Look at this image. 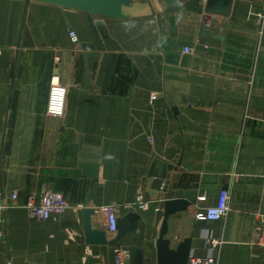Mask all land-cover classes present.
Listing matches in <instances>:
<instances>
[{"label": "crops", "instance_id": "0c3cea01", "mask_svg": "<svg viewBox=\"0 0 264 264\" xmlns=\"http://www.w3.org/2000/svg\"><path fill=\"white\" fill-rule=\"evenodd\" d=\"M160 5L117 19L0 0V191L10 204L0 264H111L116 246L86 243L83 228L93 209L104 230L96 211L105 205L118 218L140 215L122 247L157 264L167 199L189 202L168 217L172 246L191 237V253L205 257L209 233L220 241L217 264L261 263L251 238L264 206V0H232L228 16L201 0ZM202 22L221 38L200 37ZM53 76L66 87L61 117L46 113ZM44 188L69 203L48 220L25 207ZM222 188L226 217L197 218Z\"/></svg>", "mask_w": 264, "mask_h": 264}, {"label": "water", "instance_id": "95a60500", "mask_svg": "<svg viewBox=\"0 0 264 264\" xmlns=\"http://www.w3.org/2000/svg\"><path fill=\"white\" fill-rule=\"evenodd\" d=\"M60 6L66 9L84 11L101 17L125 19L149 16L156 10L161 9L160 0L149 2H131L130 0H35ZM183 0H180V2ZM232 0H206L204 10L209 14L228 16L230 14ZM180 6L170 10L179 9ZM199 36L203 38H221L213 31L204 27V22L199 28ZM260 45H264V34L260 37ZM189 202L184 199H167L163 203V219L159 228L158 237L155 243L157 264H187L192 238L187 237L172 246L168 234V217L177 212L186 211ZM93 209H84L83 228L86 243L92 245L122 246L124 239L129 233L137 230L140 215L132 208L116 221L117 233L112 239H107L102 229L93 227L91 216ZM132 264H143V250L135 246H129Z\"/></svg>", "mask_w": 264, "mask_h": 264}, {"label": "built area", "instance_id": "2783aa9c", "mask_svg": "<svg viewBox=\"0 0 264 264\" xmlns=\"http://www.w3.org/2000/svg\"><path fill=\"white\" fill-rule=\"evenodd\" d=\"M201 1L203 5L206 2V0ZM70 35L73 39H75L74 32H70ZM190 51L191 49L189 47L185 48V52ZM52 80L53 83L50 86L46 104V113L50 116L61 117L64 114L66 87L59 83L57 76H53ZM153 97L154 95L152 98ZM16 199L17 193H11L10 200L15 202ZM200 199L204 200L205 197H200ZM228 200L229 191L227 188H222L219 191L216 205L207 207L204 212L197 214V218H205L208 220L224 219L229 210ZM137 205L140 208L144 205L141 195L137 197ZM9 206L10 204L7 202L5 195L0 191V240L4 236L2 227L5 219V211ZM25 207L31 217L41 220H48L53 215L64 213L68 209L69 203L63 194L50 188H44L38 197L29 195ZM96 212L104 215V231L106 233L107 239H112L117 233V208L113 205H105ZM254 217L255 226L251 243L264 248V206L255 213ZM204 239L205 243L209 245L205 257L195 256L190 251L187 264H217V256L215 254L220 241L211 239L209 233L204 234ZM111 264H132L131 255L128 248L116 246ZM260 264H264V258Z\"/></svg>", "mask_w": 264, "mask_h": 264}]
</instances>
